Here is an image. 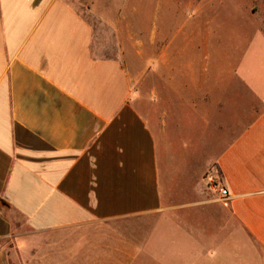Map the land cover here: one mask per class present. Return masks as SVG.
<instances>
[{"label": "crops", "instance_id": "crops-1", "mask_svg": "<svg viewBox=\"0 0 264 264\" xmlns=\"http://www.w3.org/2000/svg\"><path fill=\"white\" fill-rule=\"evenodd\" d=\"M123 2L0 0V264H264V35L159 30L135 74Z\"/></svg>", "mask_w": 264, "mask_h": 264}, {"label": "rangeland", "instance_id": "rangeland-1", "mask_svg": "<svg viewBox=\"0 0 264 264\" xmlns=\"http://www.w3.org/2000/svg\"><path fill=\"white\" fill-rule=\"evenodd\" d=\"M138 3L144 6H138ZM170 3L172 10L176 8L173 17L170 15ZM189 3L193 4L190 9ZM80 7L86 12L83 5ZM116 9L129 17L120 24L119 31L113 30L114 50L119 52V47H124L130 70L135 74L141 66L138 61L139 44L146 55L152 56L154 35L162 32L168 38L169 27L209 23L215 28L219 25L230 30L241 29L242 34L252 38L264 35V0H124ZM87 15L99 29V19L89 13ZM230 33L226 32L225 40H233ZM106 34L109 36L108 32Z\"/></svg>", "mask_w": 264, "mask_h": 264}, {"label": "built area", "instance_id": "built-area-1", "mask_svg": "<svg viewBox=\"0 0 264 264\" xmlns=\"http://www.w3.org/2000/svg\"><path fill=\"white\" fill-rule=\"evenodd\" d=\"M212 184H216L214 180H212ZM219 192L222 196H227L228 195V190L225 187H219Z\"/></svg>", "mask_w": 264, "mask_h": 264}]
</instances>
